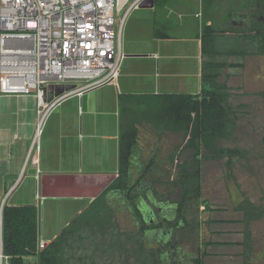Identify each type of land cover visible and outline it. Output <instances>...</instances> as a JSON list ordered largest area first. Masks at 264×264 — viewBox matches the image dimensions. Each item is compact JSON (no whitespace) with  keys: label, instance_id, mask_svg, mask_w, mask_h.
Here are the masks:
<instances>
[{"label":"trees","instance_id":"obj_1","mask_svg":"<svg viewBox=\"0 0 264 264\" xmlns=\"http://www.w3.org/2000/svg\"><path fill=\"white\" fill-rule=\"evenodd\" d=\"M214 7L215 0H207L205 13L214 22L205 23L202 39L206 58L203 78L208 85L205 94H165L149 98L140 108L127 107L120 140L118 177L41 251L38 249L36 207L5 208L3 252L11 258V264H24V257L36 254L38 264H205V255L201 252L187 256L183 250V240L195 238L199 228V222L188 223L186 212L204 198L203 163L227 158V166H230L234 158L246 155L244 150L219 146L220 140L232 136L237 114L243 107L231 104L227 85L219 82L224 70L242 68L243 64L221 59L264 56V0H243L240 5L245 12L243 15L236 17L230 9L218 22ZM236 18L240 23H236ZM144 125L160 136L173 133L183 137L184 143L176 147L167 162L175 164V177L170 180L160 174L158 180H153L154 184L169 186L168 195L173 199L169 197L167 202L173 205V217L161 216L156 220L150 210L146 219L140 206L143 194L137 193L138 186L147 182L153 173H160L166 165V162L161 165L154 155L145 165H138L139 172L134 175L133 164ZM186 150L190 153L181 160ZM150 191L159 202L165 200L159 199L161 194H157L154 187L147 189V193ZM112 192L127 196L129 203L125 204L138 222L137 227L121 228L117 211L109 202L108 195ZM236 209L244 215V264H251L254 243L250 224L261 219L264 211L245 198Z\"/></svg>","mask_w":264,"mask_h":264},{"label":"crops","instance_id":"obj_2","mask_svg":"<svg viewBox=\"0 0 264 264\" xmlns=\"http://www.w3.org/2000/svg\"><path fill=\"white\" fill-rule=\"evenodd\" d=\"M205 7L192 15L202 22L184 19L176 27L165 9L182 4L155 0L152 8L134 9L123 28L118 85L75 94L56 108L37 140L35 163L28 157L37 136L36 93H0V264H11L3 252L5 208L36 207L41 251V240L56 239L118 177L127 107L165 94L205 93L202 39L205 23L213 22ZM174 28L186 34L172 36ZM23 262L38 264V255Z\"/></svg>","mask_w":264,"mask_h":264},{"label":"rangeland","instance_id":"obj_3","mask_svg":"<svg viewBox=\"0 0 264 264\" xmlns=\"http://www.w3.org/2000/svg\"><path fill=\"white\" fill-rule=\"evenodd\" d=\"M165 1L184 5V8L168 9L167 12L165 9L168 22L172 26L182 24L184 19L202 22V17L195 18L192 15L204 9L207 0ZM242 1L215 0L217 22L221 21L222 16L228 13L225 11L230 9L236 13V17L243 15L245 12L240 7ZM240 21L237 20L236 23ZM184 34L186 33L176 31L175 28L172 31V36L175 37H181ZM221 60L243 64L242 68L224 70L219 77V82L228 87L226 92L229 94L231 104L234 107L239 105L243 107L237 114V125L232 136L220 140L219 146L238 148L246 151V155L234 158L230 166H227V158L217 161L206 160L203 163L204 198L198 205L190 206L186 212L188 223L199 222V228L195 238L183 240L185 241L183 250L187 256L201 252L205 255L203 260L205 264H244L245 249L242 244L245 240L244 215L236 207L245 198L264 211V56H249L244 59L223 57ZM183 143L181 135L166 133L160 136L147 125L141 127L135 164L145 165L154 155L158 156L161 165L166 162L160 173H153L143 184L146 189L154 187L156 193L161 194L159 199L166 200L160 203L154 192L150 191L147 194L148 197H144L140 203L144 212L147 206L150 207L152 216L156 220L161 216L173 217L174 210L173 205L167 202V198L170 197L169 186L164 183L154 184L153 180H158L157 177L160 174L170 180L175 177V164L170 165L167 162L176 147ZM189 153V150L184 151L181 154V160H184ZM109 201L117 211L118 222L122 229L138 226V222L135 221L130 209L120 196L112 195ZM250 230L254 243L251 264H264V215L258 221L251 222Z\"/></svg>","mask_w":264,"mask_h":264},{"label":"built area","instance_id":"obj_4","mask_svg":"<svg viewBox=\"0 0 264 264\" xmlns=\"http://www.w3.org/2000/svg\"><path fill=\"white\" fill-rule=\"evenodd\" d=\"M145 0H0V93H36L37 136L28 161L37 162L42 127L65 100L118 85L122 33ZM75 85L52 101L51 85ZM46 242L41 240L40 247Z\"/></svg>","mask_w":264,"mask_h":264},{"label":"water","instance_id":"obj_5","mask_svg":"<svg viewBox=\"0 0 264 264\" xmlns=\"http://www.w3.org/2000/svg\"><path fill=\"white\" fill-rule=\"evenodd\" d=\"M155 0H145L141 3L140 8H152L154 6ZM75 85H51L46 91V99L47 101H52L55 97L60 96L65 91L75 89Z\"/></svg>","mask_w":264,"mask_h":264},{"label":"flooded vegetation","instance_id":"obj_6","mask_svg":"<svg viewBox=\"0 0 264 264\" xmlns=\"http://www.w3.org/2000/svg\"><path fill=\"white\" fill-rule=\"evenodd\" d=\"M148 188H150V187H148ZM137 193H142L143 194V196L142 197H148L147 196V194L149 193H147V189H146V187H144V185L143 184H141V185H139L138 186V188H137ZM112 195H118V196H120L121 198H122V200L125 202V203H129V200H128V198H127V196H124V195H122L121 193H118V192H112V193H110L109 195H108V197H109V200L111 199V197H112ZM140 198V203L143 201V199L144 198ZM168 200V199H167ZM166 200H164V201H161L160 203H164ZM110 202V201H109ZM147 206V205H146ZM150 207H148L147 206V208H146V210H145V218L147 219V217H149V215H148V213L150 212Z\"/></svg>","mask_w":264,"mask_h":264}]
</instances>
